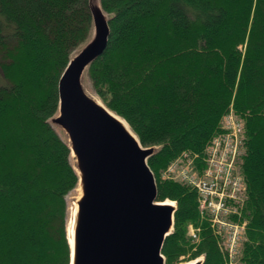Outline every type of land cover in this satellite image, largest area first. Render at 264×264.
Returning a JSON list of instances; mask_svg holds the SVG:
<instances>
[{"label":"trees","instance_id":"1","mask_svg":"<svg viewBox=\"0 0 264 264\" xmlns=\"http://www.w3.org/2000/svg\"><path fill=\"white\" fill-rule=\"evenodd\" d=\"M101 3L111 33L86 75L143 145H159L148 159L157 199L177 203L166 263L203 255L202 264H227L196 188L162 172L184 151L201 169L232 109L243 121L240 258L264 264V0ZM92 24L89 0H0V264H70L68 195L78 174L50 118L59 77Z\"/></svg>","mask_w":264,"mask_h":264},{"label":"water","instance_id":"2","mask_svg":"<svg viewBox=\"0 0 264 264\" xmlns=\"http://www.w3.org/2000/svg\"><path fill=\"white\" fill-rule=\"evenodd\" d=\"M89 5L91 33L59 77L58 109L50 118L63 132L79 178L78 193L69 199L70 264H167L162 249L174 229L177 203L157 199L148 159L159 145H143L128 121L86 85L87 68L111 33V15L101 0Z\"/></svg>","mask_w":264,"mask_h":264},{"label":"built area","instance_id":"3","mask_svg":"<svg viewBox=\"0 0 264 264\" xmlns=\"http://www.w3.org/2000/svg\"><path fill=\"white\" fill-rule=\"evenodd\" d=\"M243 122L231 111L223 118V130L216 134L206 149L204 166L196 167L197 154L184 151L163 172L164 177L181 180L198 192L200 213L207 215L221 246L228 249L229 264H242L235 259L244 238L246 220L241 218L240 204L246 182L239 171L237 158L241 153ZM192 238L197 229L189 225Z\"/></svg>","mask_w":264,"mask_h":264},{"label":"rangeland","instance_id":"4","mask_svg":"<svg viewBox=\"0 0 264 264\" xmlns=\"http://www.w3.org/2000/svg\"><path fill=\"white\" fill-rule=\"evenodd\" d=\"M85 82H86V85L88 86V88L91 90V91H93V92H95L93 89H92V87H91V85H90V82H89V79H88V76L87 75H85ZM5 84H7V80L5 79V77L2 75V73H1V71H0V86L1 85H5ZM96 93V92H95ZM55 127H57L56 125H55ZM57 129L59 130V131H61V129L59 128V127H57ZM61 134H62V136L64 137V135H63V132L61 131ZM78 190H79V187H77V188H75L73 191H71V193L68 195V199H70V197H75L76 195H77V193H78ZM69 204H70V209H71V202H70V200H69ZM222 248H223V250H224V252H225V256H226V263L227 264H229V261L227 260L228 258H227V251H228V249L225 247V246H222ZM241 249H239V253L237 254V257L235 258V259H239V261L242 263V264H248V263H246V262H244V261H242L241 260V258H240V256H241ZM240 255V256H239Z\"/></svg>","mask_w":264,"mask_h":264}]
</instances>
